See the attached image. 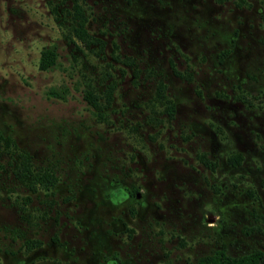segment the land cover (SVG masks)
Masks as SVG:
<instances>
[{"label":"rangeland","instance_id":"obj_1","mask_svg":"<svg viewBox=\"0 0 264 264\" xmlns=\"http://www.w3.org/2000/svg\"><path fill=\"white\" fill-rule=\"evenodd\" d=\"M261 11L0 0V264L264 254ZM44 49L55 58L41 70Z\"/></svg>","mask_w":264,"mask_h":264},{"label":"trees","instance_id":"obj_2","mask_svg":"<svg viewBox=\"0 0 264 264\" xmlns=\"http://www.w3.org/2000/svg\"><path fill=\"white\" fill-rule=\"evenodd\" d=\"M261 6L262 11L260 14V17L262 21L264 22V0H261ZM76 36L83 39V36L85 34L82 23L79 24V28L75 30ZM55 54L50 49H44L40 52L39 61H38V68L41 70L47 69L49 66H51L54 62ZM174 73L176 75H179L177 71L174 70ZM159 97H163L162 90L163 87H159ZM85 98L95 105V103L91 102V96L87 95ZM171 112V109H170ZM169 112V113H170ZM241 160V156L238 154H233L228 156L227 161L231 165H238ZM206 162L205 160H203ZM55 182V178L50 173L44 172L41 175H39L36 179V183L40 184L41 187L49 188L52 186ZM264 258V254L262 251L256 249L249 251L243 255L240 256H229L225 253V251L222 248L215 249L211 254H206L201 257H199L195 262L188 263V264H260Z\"/></svg>","mask_w":264,"mask_h":264}]
</instances>
